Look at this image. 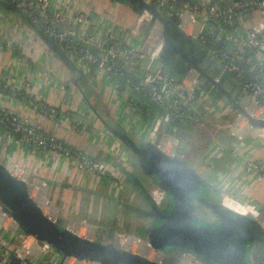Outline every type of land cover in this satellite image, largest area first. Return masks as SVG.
Segmentation results:
<instances>
[{
    "label": "built area",
    "instance_id": "2783aa9c",
    "mask_svg": "<svg viewBox=\"0 0 264 264\" xmlns=\"http://www.w3.org/2000/svg\"><path fill=\"white\" fill-rule=\"evenodd\" d=\"M144 1L174 22L199 51L214 60L223 74L232 77L249 98L247 110L254 117L264 118V0ZM0 2L17 8L43 35L54 41L67 57L73 58L76 67L91 76L95 84L102 82L106 96L124 86L129 95L122 104L120 114L131 125L139 124L143 110L152 108L156 112V119L148 136L151 140L158 137L155 144L163 152L180 155L176 127L164 135H158L160 125L165 121L180 120L187 114L195 115L201 123L208 120L203 115L202 105L205 101L203 94L198 91L197 73L190 69L179 77L164 65L161 60V25L147 10L139 11L132 25L122 34L120 32L124 29L120 27L118 31L119 26L110 15L106 17L98 12L87 11L77 0ZM11 28L14 32L17 24L12 23ZM88 46L93 47L94 51ZM15 58L13 61L16 65L26 68L23 56ZM1 88L12 96L18 95L17 98L27 102L32 110L51 123H64L75 128L77 121L68 120L57 105L45 100V96L38 92L32 82L21 79L19 84H11L3 76L0 79V128L3 130L4 142L13 143L16 147L25 145L32 155L45 153L53 162L67 159L82 172L109 175L111 166L106 160L90 157L52 136L30 115L12 111L4 102L5 95ZM226 127L239 140L249 134L264 141V128L250 126L240 113L236 120L226 122ZM86 128L87 125L83 124L82 129ZM192 165L197 170V164ZM6 166L12 174L27 182L31 196L43 212L56 218V213L49 211L54 207L43 195L46 181L29 176L26 168H19L15 164ZM245 172L264 175V159H247ZM200 174L207 179V174ZM221 197L224 204L229 203L226 191L221 193ZM233 199L236 201V198ZM255 218L261 224L264 223V216ZM187 257L194 264H205L184 251L182 259ZM157 260L160 261V258ZM0 264L99 263L63 256L33 235L20 231L13 218L0 207Z\"/></svg>",
    "mask_w": 264,
    "mask_h": 264
},
{
    "label": "crops",
    "instance_id": "0c3cea01",
    "mask_svg": "<svg viewBox=\"0 0 264 264\" xmlns=\"http://www.w3.org/2000/svg\"><path fill=\"white\" fill-rule=\"evenodd\" d=\"M77 1H80L81 6L87 11L98 12L99 15L103 14L106 17L110 15L119 26L118 31L120 27L124 29L120 32L122 34L132 25L135 15L139 12L126 0H84V3L82 0ZM125 16L129 19L127 20ZM12 23L17 24L18 28H15L14 32L11 28ZM38 30L4 2H0V79L4 76L11 84H19L21 79L32 82L38 92L45 96V100L57 105L68 120L77 121V125L71 128L68 124L51 123L32 110L27 102L17 98L18 95L12 96L1 88L5 95L4 102L12 111L33 117L41 128L66 144L82 150L90 157L106 160L110 163L111 172L107 176L94 175L80 171L74 162L64 158L53 162L45 153L32 155L25 145L16 147L13 143L4 142L1 128L0 161L5 165L15 164L19 168H26L29 176L46 181L47 187L43 189V195L54 207L53 212L56 213L57 220L66 222L70 226L72 222H78L80 225L77 229L75 226L71 228L79 235L109 241L115 235L112 226L119 217L126 220V230H130L129 223L132 219L130 212L133 210L126 209L124 205H137L141 201H146L138 185L136 184V187L133 185L136 179L133 174L136 175L135 167H138L137 164L135 166L137 160L110 133L107 125L114 126L115 129L125 131L132 138L138 139L136 132L139 131V127L146 124L149 131L156 119V112L152 108L144 109L139 124L133 126L124 115L120 114L122 104L129 95L124 86L109 96L105 95L102 82L95 84L91 76H88L86 87L81 89L79 86H74L73 79L77 67L73 58L67 57L70 62L60 58ZM187 49L190 50L191 46ZM18 55L25 58L26 68L16 65L13 61ZM199 62L209 73L220 77L225 88L233 90L236 85L234 79L223 74L214 60L205 56ZM198 91L199 94H203L205 101L202 105L203 115L211 118L213 123L207 126L210 130L206 141L207 153L202 154L203 164L196 165L197 171L206 173L205 176L211 178L215 188L213 196H220L218 199L221 202V193L226 191L229 205L238 213L241 211V214L252 217L264 216V175L245 172L247 159H264V141L249 134L243 140L232 136L226 127V122L229 121L228 116L234 110L231 109L228 114L212 111L214 107L207 97L220 100L223 98L202 88ZM236 100L242 104L249 103L248 96L246 98L237 95ZM218 103L224 104L225 101ZM220 106H218L219 110ZM83 124L87 125L84 130ZM201 124L195 115L187 114L180 120L165 121L160 125L158 135L168 133L172 125L177 127L178 154L191 161L189 158L192 151L189 150L190 147L187 148L189 142L187 137L194 129L193 126L199 127ZM143 141L153 142L148 133ZM121 155L126 158L123 159ZM139 179L153 199L158 201L160 196L154 194V187L158 186L154 185L147 176ZM160 194L162 199L158 202L163 208L166 206L165 196L163 192ZM118 200H121L123 205H119ZM162 201L163 204H160Z\"/></svg>",
    "mask_w": 264,
    "mask_h": 264
},
{
    "label": "water",
    "instance_id": "95a60500",
    "mask_svg": "<svg viewBox=\"0 0 264 264\" xmlns=\"http://www.w3.org/2000/svg\"><path fill=\"white\" fill-rule=\"evenodd\" d=\"M126 1L138 11L147 10L161 25V60L167 68L179 77L190 69L194 70L199 88L222 97L221 101L228 102L230 108L243 115L250 126L264 128V118L252 116L247 110L249 103L242 104L236 100L237 95L247 98L237 85L228 90L220 77L201 66L199 60L205 54L190 38L152 4L144 0ZM42 36L55 54L69 61L54 41ZM189 42L190 50L186 47ZM107 129L136 156L139 169L161 188L165 196L166 206L162 208L149 190L135 179L147 208L124 205L126 209L137 210L151 219L145 239L151 248L161 253L180 248L205 264H254L252 250L257 242L264 241V226L257 218L238 213L214 198L212 183L183 156L167 154L151 141L137 142L114 126L107 125ZM118 201L123 205L121 200ZM0 207L13 218L20 231L33 235L63 256L99 264H163L113 242L81 236L68 223L46 215L31 196L27 182L12 174L1 161ZM200 208L212 216V221L194 215Z\"/></svg>",
    "mask_w": 264,
    "mask_h": 264
},
{
    "label": "rangeland",
    "instance_id": "374dc122",
    "mask_svg": "<svg viewBox=\"0 0 264 264\" xmlns=\"http://www.w3.org/2000/svg\"><path fill=\"white\" fill-rule=\"evenodd\" d=\"M31 25L34 28L38 29L33 24H31ZM38 32L40 34H42V32H40L39 30H38ZM190 45L191 44L189 42V43L186 44V47L189 48ZM87 79H88V74L85 73L81 68H77L75 70V76H74V79H73L74 80L73 81L74 82L73 83L74 86H79V87H81V89H82V87L83 88L86 87L88 85V82H87L88 80ZM78 91H79V89H78ZM79 93H80V91H79ZM207 99H208V101H210L212 103V105L214 107V109L212 108L213 109L212 111H215V112L217 111V112H220L221 114H228L230 112L231 108H230V105L228 103L225 102L224 104H219L218 102H221V100L220 99H216L214 97H212V98L207 97ZM217 105L218 106L221 105L220 106V110L218 109V106ZM237 117H238V112H232L228 116L229 122L236 120ZM211 123H213V120L211 118H208V120L206 122H203L201 125H199V127L193 126L194 129H192V131L189 132V135L187 137L189 139L187 148L190 147L189 150L192 151V154H191V156L189 158V159H191V161L188 160V162H190L191 164H193V163L194 164H198L199 161L201 163V160H202V157L201 156H202V154L204 155V154L207 153V152H205L206 145H207L206 144V141H207V138H209V134H210L209 133L210 130H209V128H207V126L209 124H211ZM243 124H244V122L241 123V125H243ZM173 128H175V126H173V125L170 126L169 131H171ZM163 132H165L164 129H163ZM147 133H148V129H147V125L145 124L144 126L139 127V131L136 132V134L138 136V139L136 138L135 140L137 142L138 141L139 142L140 141H143V138H146ZM157 139H158V137H155V139L153 140V142L156 143L157 142ZM123 146H125V145H123ZM125 148L128 149L126 146H125ZM128 151H129V149H128ZM132 156H133V158L136 159V156L134 154ZM136 164L137 163L135 161V166H136ZM135 169H137L136 175L133 174V176L136 178L137 181L140 180L139 177L140 178L143 177V176L146 177V175H144V173L139 169V167H135ZM137 172L140 175H138ZM149 181H150V179H149ZM207 181L210 183L211 182V178L208 177L207 178ZM134 183H133V185L136 187V181L135 180H134ZM139 183H140V181H139ZM134 186H133V188H134ZM147 186H145V187H147ZM154 191H155L154 194L157 197L160 196L159 201H161V199H162L161 198L162 194H160V193H162L161 192V189L159 187H154ZM213 197L216 198V199H218V197H219V199H220V196H218V195L213 196ZM145 203L146 202L141 201L137 205L139 207H141V208H145L146 209L147 206H146ZM160 204H163V201L160 202ZM130 214L132 216V219H131V221L129 223L130 230H126V226H125L126 220H124V218L121 219V217H119L117 220L115 219L116 221L114 222V224L112 226L113 231H114L113 233L115 235H113V238H111L109 241L110 242H113V243H115V244H117L119 246L125 247V248L129 249L132 252H137L136 246H133L131 248H128L129 246L127 247L126 244H125V242L123 240L132 237L135 240H141V242H145V239H146V230L151 225L152 221H151L150 218H148L146 216H142V214H140V212H138L137 210H133V212H130ZM194 215L197 216V217L203 218V219H205L207 221H212V219H213L212 216L210 214H208V212H206L204 210V208H200V210H197L194 213ZM81 221L79 220V222H81ZM77 224H78V222H76V223L75 222H72L71 226L74 227ZM262 225L264 226V223ZM81 236H83V235H81ZM106 241H108V240H106ZM255 246H256V244H255ZM255 246H254V248L252 250V258H253L254 264L256 263V259H255V252H256ZM183 252L184 251H181V250L180 251H176V250L175 251H169V252H166V253L161 254L159 256V258H160L161 263H163V264H184L182 262L183 261V259H182L183 258Z\"/></svg>",
    "mask_w": 264,
    "mask_h": 264
},
{
    "label": "bare ground",
    "instance_id": "6f19581e",
    "mask_svg": "<svg viewBox=\"0 0 264 264\" xmlns=\"http://www.w3.org/2000/svg\"><path fill=\"white\" fill-rule=\"evenodd\" d=\"M225 205L232 209V207L229 205V203H225ZM233 210H235V209H233ZM49 211L50 212H53L54 211V208H50ZM236 212H237V210H236ZM240 212L241 211H239V213ZM78 225H80V224L78 223L77 225H75L76 229L78 228ZM125 240H123V241L125 242V244H126L127 247L129 246L128 248H131L133 246H136L137 252L143 254L144 256L148 257L149 259L157 260L159 258V256H160V253L156 252V250H154L153 248H151L150 245H148L146 242H141V240H135L132 237L127 238ZM182 262L184 264H194V263L191 262V259H189L188 257L185 258Z\"/></svg>",
    "mask_w": 264,
    "mask_h": 264
},
{
    "label": "trees",
    "instance_id": "16d2710c",
    "mask_svg": "<svg viewBox=\"0 0 264 264\" xmlns=\"http://www.w3.org/2000/svg\"><path fill=\"white\" fill-rule=\"evenodd\" d=\"M10 9H13L14 11H16V13H18L19 16L25 18L26 20L27 17L24 16L17 8H15L13 5L4 2ZM125 18L128 20L129 18L127 16H125ZM29 21V20H28ZM30 22V21H29ZM31 23V22H30ZM32 24V23H31ZM172 25L175 26V23L172 22ZM35 26V25H34ZM37 27V26H36ZM38 28V27H37ZM89 49H91L92 51H94V48L88 46ZM183 74V73H182ZM102 176H107V175H102ZM214 194V192H213ZM255 259H256V263L255 264H264V241L261 240L259 242L256 243L255 246Z\"/></svg>",
    "mask_w": 264,
    "mask_h": 264
},
{
    "label": "flooded vegetation",
    "instance_id": "af4514ba",
    "mask_svg": "<svg viewBox=\"0 0 264 264\" xmlns=\"http://www.w3.org/2000/svg\"><path fill=\"white\" fill-rule=\"evenodd\" d=\"M180 250H181L180 248H177V249H176V251H180ZM181 251H183V250H181Z\"/></svg>",
    "mask_w": 264,
    "mask_h": 264
}]
</instances>
